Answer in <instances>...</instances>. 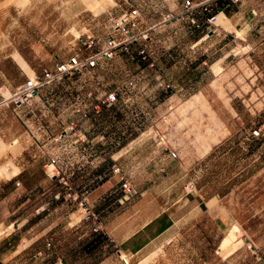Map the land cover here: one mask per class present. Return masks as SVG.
I'll return each instance as SVG.
<instances>
[{"label":"rangeland","instance_id":"374dc122","mask_svg":"<svg viewBox=\"0 0 264 264\" xmlns=\"http://www.w3.org/2000/svg\"><path fill=\"white\" fill-rule=\"evenodd\" d=\"M114 1H107L99 11L83 6L82 0H28L25 4L0 0V52L20 53L31 67L38 65V75L57 61L75 54L82 58L104 46L123 13L137 11L126 20L128 24L135 21L134 33L164 15H173L146 34L151 35L149 40L142 36L145 32L139 33L127 51L117 49L97 65L71 70L40 86L31 99L44 104L37 108L35 126L28 127L30 138L10 143L0 134L8 144L0 154V165L14 164L18 169L15 163L30 160L32 151L42 149L33 163L55 172L48 198L58 190L62 199L76 200L87 196L86 186L78 192L76 183L87 181L99 164L106 168L132 159L151 164L157 158L155 150L160 154L175 150L177 157L170 156L168 161L173 169L179 167L175 175L186 177L185 191L198 187L207 199L215 194L219 199H240L238 216L244 227L240 232L263 234L264 134L252 136L250 130L260 126L264 131V15L243 36L221 24L229 29L222 31V49L234 54L212 65L215 75L208 71L204 83H196V77L185 75L184 33L175 32L180 25L174 21L176 9L166 2L156 9L151 0L137 7L130 6V0ZM227 34H233L232 38ZM87 35L95 37V45L83 43ZM174 49L176 60L169 56L175 55ZM21 77L25 75L16 73L12 79ZM109 91L116 98L107 104L102 99ZM0 117L5 125L11 123L7 105L0 106ZM63 132L68 135L62 136ZM75 133L79 139L73 141ZM84 211L81 207L75 218ZM2 220L0 239L11 229ZM219 224L212 215L202 214L178 225L171 240L153 243L130 257L114 254L99 264H230V259L215 252L222 236ZM95 226L100 229L99 221ZM29 256L20 253L17 263L5 259L3 264H37L26 261ZM241 257L251 259L247 252Z\"/></svg>","mask_w":264,"mask_h":264},{"label":"crops","instance_id":"0c3cea01","mask_svg":"<svg viewBox=\"0 0 264 264\" xmlns=\"http://www.w3.org/2000/svg\"><path fill=\"white\" fill-rule=\"evenodd\" d=\"M182 1L151 0L156 9L160 5L164 6L165 2L170 8L176 9L174 21L180 25H176L175 32L184 33L183 47L186 53L183 59L187 61L185 75L194 76L196 83H202L208 71L215 75L212 65L222 64L234 54L222 49L225 44L222 31L229 29L216 23L212 31L207 30L208 17L213 13L217 18L225 14L235 32L236 29H243L245 34L247 28L257 25L260 15H264V0H212L209 11L196 8L192 14H180ZM95 2L97 0H82V5L89 8ZM128 3L137 7L145 0H130ZM164 16L146 26L142 24L139 31L152 33L165 24L167 19ZM140 17L143 18V10ZM227 36L232 38L233 34ZM145 38L149 40L151 35ZM172 52L175 55L169 53V56L176 60L177 52L175 49ZM13 54L0 52V89L5 97L29 77V70ZM30 68L34 74L39 70L38 65ZM16 73L25 75V78L13 80L12 76ZM43 104L41 99H31L7 105L11 109L12 119L9 125H5L4 119L0 117V134L10 143L29 139L28 127L35 126L33 118L38 114L37 108L41 109L39 106ZM19 125L22 128H17ZM66 135L62 133V136ZM72 136L73 141L79 139L76 133ZM40 150L32 151L30 160L15 163L18 169L13 175L3 180L0 178V205L3 212L0 219L3 218L2 221H6L7 227L11 228L0 239L2 264L5 259L17 263L20 253L30 254L26 261L37 264H99L114 254L122 258L134 256L153 243L171 240L177 233L178 225L181 227L202 214H210L221 223L218 228L222 236L215 252L222 259H230V264H264V231L263 234L251 230L240 232L241 226L244 229L243 220L238 216L240 199H234L233 196L219 199V194L207 199L198 187L193 192L185 191L186 177L175 175L179 167L173 169L169 165V152L160 154L155 150L157 158L151 164L133 159L127 160L126 164L122 161L111 163L118 164L122 173L131 179L136 192L129 199L123 196L119 173L112 170V165L105 168L104 163H101L87 181L79 180L76 183L78 192L81 186H86V199L73 200L62 199L58 190L53 191L48 198V185L56 177L49 175L45 164L33 163L37 160L36 156L42 154ZM104 168L108 170L107 174ZM81 207L86 208V211L75 218ZM97 221L100 223L98 230L92 227ZM232 233L235 238L224 248L225 240ZM247 237L252 243L246 240ZM111 238L117 242L119 252ZM244 252L249 253L251 259H243L241 254Z\"/></svg>","mask_w":264,"mask_h":264},{"label":"built area","instance_id":"2783aa9c","mask_svg":"<svg viewBox=\"0 0 264 264\" xmlns=\"http://www.w3.org/2000/svg\"><path fill=\"white\" fill-rule=\"evenodd\" d=\"M232 1L235 2L239 0H232ZM211 2L212 0H183L182 11L180 12V14H192L196 8H200L203 11H209L211 7ZM133 12H135L132 15L134 17L136 16L137 11L133 10ZM130 15L131 14L128 15L127 13H123L121 17V21L116 22L114 26V30L107 38L105 45L87 54L85 57L79 58L75 54L70 58H68L66 61H57L53 68L44 67L40 75L34 74L32 77H27L23 82L19 83L15 88V90L11 92L8 97H5V95L2 93V90L0 89V106L9 105L10 101L12 100L13 102L29 101L31 97H34L37 94L39 87L42 86L45 82L61 78L64 74H66L71 70L79 71L85 67L97 65L101 61L111 58L117 49L127 51L129 49V42L132 40L135 41L137 39L138 34L144 32L139 30L136 33L132 32V30L134 29V24L136 23L134 20H131L130 21L131 23L129 24L126 22V20L128 19V17H130ZM172 16L173 15L171 14H167L164 16V18L168 19ZM207 20H208L207 29L209 31H212L213 27L216 25L215 23L216 14L215 13L211 14ZM142 36L146 37L147 35L145 33V35L142 34ZM82 41L87 46H93L97 42L95 37L91 35H87L86 39H82ZM143 51L144 49L140 50V52ZM131 83H134V81H131ZM115 98H116V93L114 91H109L102 99V102L110 104ZM94 107L96 108L99 107V103H96ZM250 134L252 136L259 137L264 134V131L263 128L260 126L253 127V129L250 130ZM168 152L170 156L174 158L177 157V152L175 150H170ZM53 166L55 167L54 164ZM112 170L119 173L120 187L124 191L123 196L125 197V199H129L136 192V190L132 186L130 179L122 173L118 165L116 164L112 165ZM48 173L50 176L55 174L54 170ZM64 182L66 181L64 180ZM96 228L97 226L94 227V229ZM110 240L113 246L119 252L118 244L115 241V239L111 238Z\"/></svg>","mask_w":264,"mask_h":264},{"label":"bare ground","instance_id":"6f19581e","mask_svg":"<svg viewBox=\"0 0 264 264\" xmlns=\"http://www.w3.org/2000/svg\"><path fill=\"white\" fill-rule=\"evenodd\" d=\"M28 0H18V2L22 3V4H25ZM107 1L111 2V3H114L115 1L114 0H97V2H95V4L92 6V7H95L97 8V10L101 11L102 9H104V3H106ZM84 3V2H83ZM106 5V4H105ZM91 7V6H90ZM89 7V8H90ZM98 11V12H99ZM216 21L219 23V24H223L225 25L226 27H228L229 29L231 30H234L235 31V28L234 26L232 25L230 19L225 15V14H220L218 15V18H217V15H216ZM237 30V33L238 35H241L243 36L244 35V30L243 29H236ZM16 56L19 58L20 62L29 70L31 76L34 75V72L29 69V66L28 63L26 62V60L19 54L17 53ZM8 144H6L3 140L0 139V154L1 152L4 150V148H6ZM49 164V163H48ZM52 165V168L53 167V164L50 163ZM11 165L14 167L13 170H11ZM7 164V165H0V178H8L10 177L11 175H13L16 171H17V168L14 166V164ZM16 168V169H15ZM51 168V169H52ZM234 233H232L231 236H229L224 244H223V247H227L231 242H232V239H234ZM234 237V238H233ZM126 261H127V258H126ZM128 262V261H127ZM130 264V263H129Z\"/></svg>","mask_w":264,"mask_h":264},{"label":"clouds","instance_id":"9594fccd","mask_svg":"<svg viewBox=\"0 0 264 264\" xmlns=\"http://www.w3.org/2000/svg\"><path fill=\"white\" fill-rule=\"evenodd\" d=\"M217 23V22H216Z\"/></svg>","mask_w":264,"mask_h":264}]
</instances>
